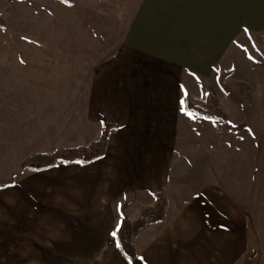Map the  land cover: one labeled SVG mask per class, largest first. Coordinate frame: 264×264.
I'll return each mask as SVG.
<instances>
[{
  "label": "crops",
  "instance_id": "obj_1",
  "mask_svg": "<svg viewBox=\"0 0 264 264\" xmlns=\"http://www.w3.org/2000/svg\"><path fill=\"white\" fill-rule=\"evenodd\" d=\"M115 2L133 9L123 42L98 61L96 81L81 83L80 93L43 98L34 91L40 83H20L12 92L0 86V181L16 174V187L0 191V230L44 231L52 240L58 237L52 223L65 217L58 223L67 241L62 262L127 264L111 235L120 207L134 220L161 192L165 219L137 235L136 257L144 260L133 264H264L263 248L251 256L249 226L234 240V217L253 215L233 187L234 153L240 160L250 148L245 127L190 119L177 101L184 85L189 97L212 93L225 108L229 83L220 87L217 75L249 69L252 54L234 49V37L219 35L217 17L186 16L179 0ZM101 119L115 127L102 158L20 172L31 155L98 140Z\"/></svg>",
  "mask_w": 264,
  "mask_h": 264
},
{
  "label": "rangeland",
  "instance_id": "obj_2",
  "mask_svg": "<svg viewBox=\"0 0 264 264\" xmlns=\"http://www.w3.org/2000/svg\"><path fill=\"white\" fill-rule=\"evenodd\" d=\"M115 1L82 0L79 6L65 7L54 1L0 0V15L6 23V28L0 30V86L12 92L18 90L20 83H40L34 91L43 98L80 93L81 83H90L92 76L96 81L98 61L115 52L123 42L129 26L125 21L133 9L118 7ZM179 3L186 16H199L205 21L217 17L219 35L234 37L233 48H247L253 57L248 58L249 69L239 66L226 80L229 91L225 108L211 94L223 110L232 111L231 115L225 112L228 121L245 127L243 138L250 143L249 152L242 153L240 160L234 153L233 187L234 195L236 192L241 195V208L249 207L245 212L253 215L234 217L233 229L238 244L243 230L249 226L254 257L259 248L264 249V0H179ZM248 70L255 75L252 79ZM244 83L254 84L249 87ZM26 91L33 92L32 88ZM241 160L243 163L238 164ZM245 178L250 181L243 184ZM64 218L58 217L57 224L52 223L57 227L52 228L58 231L55 233L58 237L52 240L44 239V231L0 230V264H82L65 263L62 262L65 258L59 257L66 254V233L62 230L64 225H59Z\"/></svg>",
  "mask_w": 264,
  "mask_h": 264
},
{
  "label": "trees",
  "instance_id": "obj_3",
  "mask_svg": "<svg viewBox=\"0 0 264 264\" xmlns=\"http://www.w3.org/2000/svg\"><path fill=\"white\" fill-rule=\"evenodd\" d=\"M9 2H21L24 0H8ZM54 1L65 6H73L75 0H67V3L62 0H44ZM6 28V23L0 15V30ZM232 74V71L219 72L217 75V83L220 87L225 85L226 80ZM187 105L190 111L197 113L199 118L205 116L211 119L223 123L228 121L225 111L221 108L216 98L209 93L203 100H197L187 96ZM204 119V118H203ZM114 125H107L102 128L101 135L98 140L90 142L86 146L59 149L52 153H39L34 154L26 158L20 165V172L24 171H42L54 167L57 164H81L77 161L83 162L82 164H89L93 161L102 158L107 152L109 137L114 129ZM103 133V135H102ZM15 176L10 175L6 181H1L0 184H12ZM154 205L149 208H144L140 212L139 216L134 220L127 219L124 207H120L119 214V228L117 227V239L121 244V248H117L121 256L125 258V254L128 257H136L137 253L133 246V242L137 235L148 227L162 223L165 219L166 210L168 207V201L166 196L161 192H156L153 195Z\"/></svg>",
  "mask_w": 264,
  "mask_h": 264
},
{
  "label": "snow or ice",
  "instance_id": "obj_4",
  "mask_svg": "<svg viewBox=\"0 0 264 264\" xmlns=\"http://www.w3.org/2000/svg\"><path fill=\"white\" fill-rule=\"evenodd\" d=\"M62 2H65L67 3V0H62ZM244 32H248V29L245 28L244 29ZM250 38V37H249ZM241 47H243V45H241ZM252 47H255V44L252 45ZM244 51L247 52L248 49L247 48H244ZM249 59H253V57L251 55H249ZM180 88V92L183 96V98H181L180 95L177 96V101H178V108H179V111L182 112L184 115L188 116L190 119H197L198 116H197V113L194 112V111H190L189 108H188V105H187V96H188V92H187V89L184 87V85H180L179 86ZM208 96V93H204V97H207ZM204 119H211L210 117L208 116H205L203 117ZM214 122V121H213ZM100 124L102 127H106L107 125L105 124V121L104 120H100ZM249 131H251L249 129ZM103 135V133H102ZM99 159V157H98ZM77 163H83L81 161H77ZM16 185L15 183H12V184H0V191H3L4 189H8V188H15ZM119 207V206H118ZM223 227L225 230H227V226H221ZM119 228V224L117 225V230ZM117 230H114L111 232V235L112 237L115 239V246L117 248H121V244L119 242V239H117ZM125 258L127 259V264H133V260H137V261H143L144 258L141 256V257H128L127 254H125Z\"/></svg>",
  "mask_w": 264,
  "mask_h": 264
}]
</instances>
